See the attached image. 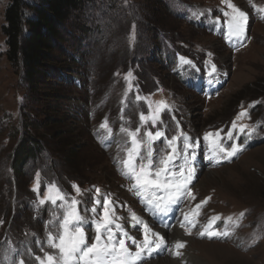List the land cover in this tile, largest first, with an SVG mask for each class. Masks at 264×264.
Returning a JSON list of instances; mask_svg holds the SVG:
<instances>
[{
  "label": "rangeland",
  "instance_id": "1",
  "mask_svg": "<svg viewBox=\"0 0 264 264\" xmlns=\"http://www.w3.org/2000/svg\"><path fill=\"white\" fill-rule=\"evenodd\" d=\"M163 1L173 17L152 6L155 0H86L81 13H72L68 24L74 28L69 26L75 42L66 38V47L76 63H66L63 71L71 79L65 88L55 89L66 95L55 106L50 96L45 100L31 94L23 75L7 62L1 27L8 0H0V264H19L21 258L24 264H39L36 257L45 253L59 257L48 241L49 234L59 235L57 229H42L41 219L35 216L36 222L22 213L5 159L18 133L26 131L24 124L38 127L36 123L52 112L63 132L62 146L53 141L58 157L46 150L54 163L43 155L25 167L32 181L21 180L20 192L28 186L44 209L40 216L61 213L63 218L65 211L75 208L91 244L96 223H104L107 197L113 202L109 219L117 241L123 238L116 231L121 225L142 244L145 224L166 241L150 257L145 254L142 264H264V0ZM229 4L246 13L240 36L231 27L235 13ZM158 22L162 26L157 27ZM49 82L36 92H49L54 87ZM162 102L167 108L156 125L151 120L142 125L140 115L149 117ZM138 126V139L145 142L147 131L165 133L152 145L157 162L166 152H177L169 166L176 175L170 178L182 180L186 190L167 215L142 203L140 196L147 200L152 192L138 193L123 175L122 161L131 147L127 130ZM249 129H255L250 138ZM207 133L213 135L206 140ZM173 136L178 139L169 148L167 141ZM233 143L241 150L224 158L220 148L230 149ZM141 151L147 154V143ZM186 156L195 169L192 174ZM44 179L48 183L41 187ZM50 185L65 191L68 199L56 205L40 203L55 196ZM73 199L78 202L74 206ZM97 199L99 204L94 203ZM133 214L141 221L136 227ZM217 216L220 219L210 226ZM206 229L228 234L201 237ZM38 230L41 234L34 232ZM12 234L21 237L20 244L26 242L23 249L11 244ZM149 238L158 243L154 235ZM177 242L185 246L177 249ZM126 243L132 253L137 251L131 239Z\"/></svg>",
  "mask_w": 264,
  "mask_h": 264
},
{
  "label": "trees",
  "instance_id": "2",
  "mask_svg": "<svg viewBox=\"0 0 264 264\" xmlns=\"http://www.w3.org/2000/svg\"><path fill=\"white\" fill-rule=\"evenodd\" d=\"M85 1L8 0L4 11V23L1 27V33L5 39L7 62L12 68L20 71L31 94H38V97L42 96L45 100L50 96L49 98L52 99L55 106L59 105L58 102H64L66 98V95L61 93L62 90L59 92L55 89L59 90L58 85L65 88L71 79L70 75L65 74L63 71L65 67L67 68L66 63H76L75 57L66 47V38H73V42H75L71 29H69L71 25L68 22L72 13H81L85 9ZM152 6L159 8L162 14L166 12L173 17L172 9L165 1L155 0ZM152 15L154 14L152 13ZM156 25L157 27L158 25L162 26L159 22ZM71 28L74 29L73 26ZM73 47L71 46V48ZM88 68L90 67L88 66ZM48 79L52 80L49 83L54 87L49 92H36L38 86L47 84ZM52 110L57 112L56 109ZM55 115L57 114L49 113L44 119L36 123L38 127L28 126L25 123L26 131L18 133L17 144L14 149L9 148L10 152L7 150L5 159L10 164L11 177L17 186L15 188V200L20 199L19 206H22V213L30 215L32 219L35 216L38 220L41 219L42 222L39 225L42 229H57L55 235H58V223L62 221L61 213H58L59 215L54 218L47 215V213L41 215V217L40 214L44 209L39 206L36 194L28 186H26L24 193L20 192L22 179L28 177V181H32L31 174L25 167L42 158L43 155H46L45 158L53 164L55 159L50 158L46 150L51 155L58 154L56 147L53 146L54 140L59 141V146H62L60 140L63 132L59 128V123L51 118ZM40 129L43 130L42 134L38 132ZM56 157L58 156L56 155ZM47 183L48 181L44 179L40 182V186H45ZM63 193L66 194L65 191ZM12 215L13 220L16 213ZM0 222L2 224L1 219ZM16 232L19 231H14V234H17ZM34 232L41 234L39 230ZM14 234L10 235L8 239L12 245L19 243L18 245L23 249L26 242L25 245L20 244L21 237L14 236Z\"/></svg>",
  "mask_w": 264,
  "mask_h": 264
},
{
  "label": "snow or ice",
  "instance_id": "3",
  "mask_svg": "<svg viewBox=\"0 0 264 264\" xmlns=\"http://www.w3.org/2000/svg\"><path fill=\"white\" fill-rule=\"evenodd\" d=\"M229 7L233 9L235 16H233V23L231 25L234 34L237 36L242 35L244 31L243 21L246 20V13L235 8L233 5L229 4ZM187 63V61H185ZM215 72V67L212 69ZM131 76V73L128 74ZM139 99V96H137ZM167 106L163 102L157 106L155 112L151 113L149 117H145L144 114L140 115L141 124H145L148 120L152 121V126L156 125L157 120L160 117V113L166 110ZM241 116L244 113L240 114ZM102 128H106L107 124L102 123ZM236 127L235 121L233 122V128ZM121 131H125L124 128ZM140 131V126L137 127L135 131L128 129L127 135L130 140L131 147L127 149L126 158L122 161L125 172L123 175L126 179H130L133 184V189H135L138 193H142L144 190H148L152 192V196L149 199H145L143 195L140 196V199L143 202H147L151 207H153L156 212L167 215L168 213L173 211L174 206H178L181 202L182 196L184 195V191L186 190V183L182 180L171 179L174 177L176 173L172 172V169L169 167L175 160L177 152L175 149L171 152H166L163 157L157 159L154 155V149L152 147L153 143L160 139L165 135L160 130H157L155 133L151 131L145 132V135L148 137L147 142L144 140L138 139V133ZM241 132L245 131L244 127L240 128ZM255 129H249L248 135L249 138L253 134ZM213 134L207 133L205 135V139H209ZM219 136V131L215 134ZM228 138L232 139L231 130L228 132ZM178 138L173 136L170 140L167 141L168 147L172 148L173 144L176 142ZM188 138L185 137V140ZM147 143L148 151L147 154H144L141 149ZM190 145L185 144V148L187 149ZM195 145H192L194 147ZM240 147L233 143L230 146V149H225L223 147L220 148V151L225 154L224 158H231L240 151ZM195 156L193 154V160ZM185 164L188 165L189 174L194 173V167L191 166L190 162L185 157ZM180 175L183 176L184 169H179ZM190 179V176H189ZM50 188L55 190V196L49 195L47 200H41L40 203L51 202L53 205L57 204V201L67 200L68 197L58 186L50 185ZM77 191V194L80 193L79 187L77 185L73 186ZM36 191V189H34ZM97 196L100 194V190L96 189ZM163 193V194H159ZM190 194V193H189ZM78 202L76 200H71V205H76ZM94 203L99 204L100 201L97 199ZM113 205V202L109 200L107 197L103 200V225L99 222L96 223V238L95 242L89 244L87 242L86 230L83 227V219L78 214L77 210L73 207H70L67 211H65L62 221L59 223V235L53 236L49 234L48 241L49 247L57 249L59 252V257L45 253L44 257H36L39 264H142L145 254L149 257L152 252L161 248L162 245L166 243L164 238L159 233H153L151 229L145 224L144 225V241L143 243H138L135 238L128 235L127 232L123 230L121 225L116 226V231L121 232L123 238H120L118 241L116 240L111 225V220L109 219V206ZM200 206L197 205V208ZM92 211H95L93 209ZM155 214V213H154ZM243 215V214H242ZM131 219L135 221L132 224V227H136V225L140 224V219L132 215ZM220 218L214 217L209 221V225L213 223L214 220H219ZM231 220V218H229ZM185 221H188V217L185 216ZM182 227L185 224L181 225ZM194 227L195 224H192ZM103 228V231H102ZM186 231H189L186 228ZM208 235L209 239H212L213 236L219 235H227L228 233L225 231L223 233H218L216 231H201L199 235L201 237ZM155 236L156 240L152 241L149 237ZM131 239L137 251L132 253L127 246L126 241ZM104 240V243L101 241ZM185 245L181 242H177L175 247L177 249L183 248ZM42 247V246H41ZM15 264V262H14ZM19 264H24L23 259L21 258Z\"/></svg>",
  "mask_w": 264,
  "mask_h": 264
},
{
  "label": "bare ground",
  "instance_id": "4",
  "mask_svg": "<svg viewBox=\"0 0 264 264\" xmlns=\"http://www.w3.org/2000/svg\"><path fill=\"white\" fill-rule=\"evenodd\" d=\"M174 238V237H173ZM191 242V241H190ZM202 254V253H201ZM192 262H194V260H191ZM170 264H171V262H170ZM173 264H175V263H173Z\"/></svg>",
  "mask_w": 264,
  "mask_h": 264
}]
</instances>
